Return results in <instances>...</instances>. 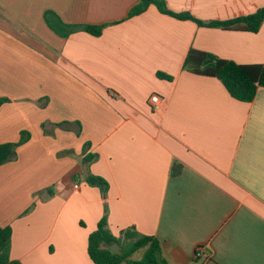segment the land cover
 Wrapping results in <instances>:
<instances>
[{"label":"crops","instance_id":"1","mask_svg":"<svg viewBox=\"0 0 264 264\" xmlns=\"http://www.w3.org/2000/svg\"><path fill=\"white\" fill-rule=\"evenodd\" d=\"M165 2L204 22L264 7ZM137 4L0 0V145L23 139L0 165L10 258L94 264L88 236L105 214L116 237L154 235L169 264H264V87L242 102L218 79L183 69L191 48L264 64V21L256 33L206 27L154 5L128 17ZM47 10L69 25L104 26L102 33L61 37L46 25ZM89 154L96 159L88 164ZM89 174L107 190L88 185Z\"/></svg>","mask_w":264,"mask_h":264},{"label":"trees","instance_id":"2","mask_svg":"<svg viewBox=\"0 0 264 264\" xmlns=\"http://www.w3.org/2000/svg\"><path fill=\"white\" fill-rule=\"evenodd\" d=\"M150 5H154L162 14L180 20H192L200 26L227 30L237 29L256 33L264 21V7L247 16L225 21L204 22L194 18L187 12L176 13L169 10L165 0H138V4L130 10L128 17L141 14ZM43 18L46 25L61 37H67L75 31H83L99 36L104 27L69 25L50 10L44 12ZM183 69L194 75L218 79L231 97L242 102L253 101L257 90L264 87V64L242 65L194 48L188 51ZM158 76L167 80L171 79L170 76L161 73ZM4 102H6V99L0 98V106ZM22 141L0 145V165L15 158V149ZM95 159V154H89L86 156L85 162L89 164ZM85 181L90 186L99 187L102 192H105L108 188L107 182L99 176L89 174ZM11 236L10 227L0 226V264H21L19 261L10 258ZM114 243L118 244V253H113L110 250V246ZM139 250H143V253L139 259H136L134 255ZM87 253L94 264H169L163 257L160 241L154 235L140 234L132 229L125 230L116 237L108 229L105 214L99 220L96 229L88 236Z\"/></svg>","mask_w":264,"mask_h":264},{"label":"built area","instance_id":"3","mask_svg":"<svg viewBox=\"0 0 264 264\" xmlns=\"http://www.w3.org/2000/svg\"><path fill=\"white\" fill-rule=\"evenodd\" d=\"M160 99L158 96L154 95L151 97V103L154 104V105H158ZM75 188L78 187V185H74ZM201 255V249L199 248L198 249V253H197V256Z\"/></svg>","mask_w":264,"mask_h":264},{"label":"water","instance_id":"4","mask_svg":"<svg viewBox=\"0 0 264 264\" xmlns=\"http://www.w3.org/2000/svg\"><path fill=\"white\" fill-rule=\"evenodd\" d=\"M84 172L86 173V167L84 168ZM87 174V173H86ZM110 250L113 252V253H118L119 252V247H118V244L117 243H114L110 246Z\"/></svg>","mask_w":264,"mask_h":264},{"label":"rangeland","instance_id":"5","mask_svg":"<svg viewBox=\"0 0 264 264\" xmlns=\"http://www.w3.org/2000/svg\"><path fill=\"white\" fill-rule=\"evenodd\" d=\"M143 250H139L135 253L134 258L139 259L142 256Z\"/></svg>","mask_w":264,"mask_h":264}]
</instances>
